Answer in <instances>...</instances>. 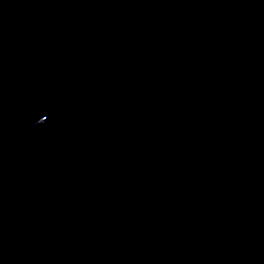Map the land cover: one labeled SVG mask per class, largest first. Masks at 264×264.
Wrapping results in <instances>:
<instances>
[{
    "label": "water",
    "instance_id": "95a60500",
    "mask_svg": "<svg viewBox=\"0 0 264 264\" xmlns=\"http://www.w3.org/2000/svg\"><path fill=\"white\" fill-rule=\"evenodd\" d=\"M0 264H264V0H0Z\"/></svg>",
    "mask_w": 264,
    "mask_h": 264
}]
</instances>
